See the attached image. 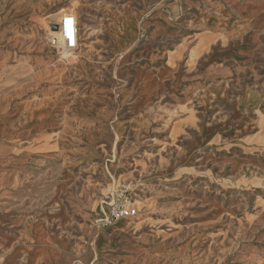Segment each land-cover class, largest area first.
<instances>
[{"label": "rangeland", "instance_id": "374dc122", "mask_svg": "<svg viewBox=\"0 0 264 264\" xmlns=\"http://www.w3.org/2000/svg\"><path fill=\"white\" fill-rule=\"evenodd\" d=\"M0 264H264V0H0Z\"/></svg>", "mask_w": 264, "mask_h": 264}, {"label": "built area", "instance_id": "2783aa9c", "mask_svg": "<svg viewBox=\"0 0 264 264\" xmlns=\"http://www.w3.org/2000/svg\"><path fill=\"white\" fill-rule=\"evenodd\" d=\"M57 34L49 39L51 47L60 51H73L78 44V20L71 13L62 16V21L57 25ZM137 215V209L132 206L130 198L118 195L106 204L102 223L111 225L121 219L132 218Z\"/></svg>", "mask_w": 264, "mask_h": 264}, {"label": "bare ground", "instance_id": "6f19581e", "mask_svg": "<svg viewBox=\"0 0 264 264\" xmlns=\"http://www.w3.org/2000/svg\"><path fill=\"white\" fill-rule=\"evenodd\" d=\"M66 14V13H65ZM52 17H54L56 19V21L52 22V23H56L57 25L61 23L62 21V16L63 14L58 13V14H53L51 15ZM75 16V15H74ZM76 18V17H75ZM51 34L52 35H56L57 34V30L55 31L54 29L51 28ZM115 227V226H113Z\"/></svg>", "mask_w": 264, "mask_h": 264}, {"label": "water", "instance_id": "95a60500", "mask_svg": "<svg viewBox=\"0 0 264 264\" xmlns=\"http://www.w3.org/2000/svg\"><path fill=\"white\" fill-rule=\"evenodd\" d=\"M57 28H58L57 25L52 26V29H54V30H57Z\"/></svg>", "mask_w": 264, "mask_h": 264}]
</instances>
